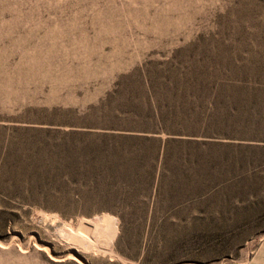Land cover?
Wrapping results in <instances>:
<instances>
[{
	"label": "rangeland",
	"instance_id": "374dc122",
	"mask_svg": "<svg viewBox=\"0 0 264 264\" xmlns=\"http://www.w3.org/2000/svg\"><path fill=\"white\" fill-rule=\"evenodd\" d=\"M257 250L264 0H0V264Z\"/></svg>",
	"mask_w": 264,
	"mask_h": 264
},
{
	"label": "crops",
	"instance_id": "0c3cea01",
	"mask_svg": "<svg viewBox=\"0 0 264 264\" xmlns=\"http://www.w3.org/2000/svg\"><path fill=\"white\" fill-rule=\"evenodd\" d=\"M247 264H264V250H257Z\"/></svg>",
	"mask_w": 264,
	"mask_h": 264
},
{
	"label": "trees",
	"instance_id": "16d2710c",
	"mask_svg": "<svg viewBox=\"0 0 264 264\" xmlns=\"http://www.w3.org/2000/svg\"><path fill=\"white\" fill-rule=\"evenodd\" d=\"M141 140H145V141L147 140L148 141V140H153V139H150V138L148 139L147 137H144ZM169 141H174V139H169Z\"/></svg>",
	"mask_w": 264,
	"mask_h": 264
},
{
	"label": "bare ground",
	"instance_id": "6f19581e",
	"mask_svg": "<svg viewBox=\"0 0 264 264\" xmlns=\"http://www.w3.org/2000/svg\"><path fill=\"white\" fill-rule=\"evenodd\" d=\"M68 232V231H67Z\"/></svg>",
	"mask_w": 264,
	"mask_h": 264
}]
</instances>
